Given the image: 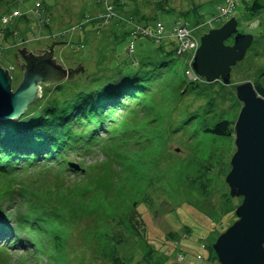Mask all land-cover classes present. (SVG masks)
<instances>
[{
  "label": "trees",
  "instance_id": "obj_1",
  "mask_svg": "<svg viewBox=\"0 0 264 264\" xmlns=\"http://www.w3.org/2000/svg\"><path fill=\"white\" fill-rule=\"evenodd\" d=\"M6 1L0 0V6ZM151 1L155 9L165 10L167 0ZM13 2L11 9L0 10V19L18 8ZM117 5L120 6V0ZM244 5L249 15H257L264 8V0H250ZM192 12L199 16L196 7ZM134 15L146 23L153 20V16L140 14L138 10L132 12ZM23 18L28 20L23 15L11 21ZM0 30L4 32L0 36L2 40L10 28L0 27ZM231 42L229 39L226 43ZM262 55L264 48L262 52L255 51L252 56L255 61L248 59L246 53L236 66L247 71V62L255 66ZM134 61L132 58L131 63L125 62L129 66L123 69H109L105 82L88 93L79 92L61 101L50 98L42 101V95L18 119L0 121V177H20L22 188L21 192L4 194L7 201L0 203V207H7L5 217L0 216V264H28L29 260L33 261L31 264H124L116 246L129 237L140 240L143 245L146 242L145 224L137 205L139 199L150 204L151 196L138 190V181L142 180L135 172L141 158L138 153L151 156L154 180L167 177L173 183L183 184L191 174L199 179L211 171L222 142L233 137L236 119L229 120L226 114L232 111V103L237 106L236 113L241 108L235 97V86L220 81L204 82L205 87L199 89V84L194 82L189 93L205 100L199 108L206 109L200 115L198 112L187 114L184 123L197 120L198 128H188L186 139H196L202 147H191L190 163L167 165L160 159L163 155L176 154L175 150L170 151V143L175 142L171 135L178 129L170 130L168 126L164 130L153 126L154 120L145 119L146 133L154 144L136 150L145 135L135 129V121L138 102L158 86L164 74H169L164 69L172 61ZM131 66L145 71L141 74L130 69ZM248 77L254 79V89L264 98V75L254 70ZM187 92L181 89L179 93L186 95ZM147 121L151 124L147 125ZM97 141H103L100 150ZM72 162L78 163L84 172L69 169ZM179 166L186 172L180 173ZM30 173L43 174L42 179L31 178ZM195 182L190 188L196 189ZM14 184L15 181V190L20 189ZM154 186L149 180L148 187ZM220 191L217 203L220 220L230 219L232 216L228 215L240 205L241 198L235 202L236 198L230 197L227 189ZM87 210L95 214L91 219L86 218ZM230 225L229 222L225 227ZM73 240H78V245H71ZM210 249L212 255L207 260L217 261L212 246ZM152 255L151 249H145L138 264H161Z\"/></svg>",
  "mask_w": 264,
  "mask_h": 264
},
{
  "label": "rangeland",
  "instance_id": "obj_2",
  "mask_svg": "<svg viewBox=\"0 0 264 264\" xmlns=\"http://www.w3.org/2000/svg\"><path fill=\"white\" fill-rule=\"evenodd\" d=\"M146 0H120V6L117 0H15V7L22 11L33 9L34 5L41 3L51 16L50 28H42L40 34L36 29V18L34 13H28V20L19 19L9 22V26L1 25L3 28H10L5 31V38L0 40V65L2 68L9 70L11 76V89L14 91L22 81L23 72L17 66L14 53L22 50L28 53H36L35 48L44 50L52 42L57 43L53 49V59L56 64L62 68H74L80 64L83 72L76 75L75 78H61L53 83L40 84L43 95L42 101L50 98L61 101L71 99L77 94L88 93L92 89L100 87L106 80L109 69L125 68L126 63L130 62V57L126 52V47L130 41H133L135 47V63L148 61H172V64L164 69L169 74H164L154 86L152 91L146 95L143 100L138 102V117L135 121V129L145 135V138L139 141L138 148H149L154 144L150 140V134L146 133L148 128L144 126V120H154L153 126H159L164 130L173 128L178 131L172 134L170 151L178 148L179 152L172 156L163 155L160 160L163 164L190 163L193 159L192 148H201L202 145L196 139L188 141L186 139V130L198 128L196 119L189 124H185L187 114L203 112L199 108L205 103V100L196 99L189 93V88L193 87L189 78L195 77L189 64L184 57L175 54L177 41L171 36L175 23L188 22L191 28L190 34L196 39L209 31L208 28L220 27L222 20H228L233 17L237 20V30L243 33L252 34L255 43H252L247 51L248 59L255 61L252 57L256 50L262 52L264 48V8L257 15H249L245 10V3L250 0H167L165 10L155 9L151 0L144 4ZM158 2L160 0H154ZM111 5L114 7L116 14L120 15L123 20L118 22L113 19L108 25L97 27L96 23H102L104 19L101 14H109ZM11 9L12 0H7L0 6ZM150 7V8H148ZM197 8L196 16L192 8ZM154 8V9H153ZM138 10L140 14L153 16L149 22L140 21L139 16H132V12ZM32 11V10H31ZM183 12V15H182ZM186 13V14H184ZM4 14V13H3ZM134 23L143 26L144 22L155 29L157 22L164 26L163 40L160 43L153 42L145 37L134 38L130 35L133 24L128 23L129 19ZM263 19V20H262ZM84 21L85 26L76 30H68L67 35L58 38H51L54 33L62 32L73 27V24ZM263 21V22H262ZM262 22V23H261ZM52 30V31H50ZM0 36L3 37L4 32ZM8 32H10L8 34ZM115 34V35H114ZM54 39H57L54 41ZM170 52V53H169ZM251 56V57H250ZM250 57V58H249ZM126 62V63H125ZM134 65V64H133ZM136 69L131 66L130 69ZM246 69V68H245ZM254 70L264 75V56L258 57V62L254 66L247 62V71L243 68L234 66L231 69L230 85L238 84L247 80H254L249 75H253ZM142 73L145 69H136ZM243 71V73H241ZM196 78V77H195ZM264 78V77H263ZM199 89L205 87L203 81H197ZM206 83V82H205ZM229 85V86H230ZM218 89V86H213ZM181 89H187V94H180ZM40 90V89H39ZM32 104V103H31ZM232 111L226 114L229 120L236 119V105L232 103ZM235 117V118H234ZM150 121L146 124L149 125ZM103 141H97L99 150ZM219 152H216L214 163L211 171L203 178L197 179L196 175H190L188 179L181 184L180 182H171L167 177L157 178L154 169L150 164L151 156L141 154V158L135 165V172L141 178L138 181V190L151 196L150 204L140 201L137 205L138 213L145 224V245L143 242L132 237L116 246L124 264H138L141 261L145 249L152 250V257L161 264H175L177 255L184 256L181 264H218L207 260L212 255L211 246L213 240L224 232L229 222L232 224L236 218L235 213L228 215L230 219L219 217L218 193L224 188L228 190L225 183V176L229 168V161L234 151V140L226 139L222 142ZM157 145V144H156ZM162 145V144H161ZM99 156V155H98ZM90 158H88V161ZM182 171V167H178ZM43 174L30 173L28 176L42 179ZM149 180L154 183V188L148 187ZM15 186L20 188L14 189ZM20 177L4 178L0 177V203L6 202L4 194L8 192H21L19 185ZM195 182L196 189L190 188L192 182ZM173 183V184H170ZM172 185V187L169 186ZM221 192V191H220ZM149 198V197H148ZM238 201V198L235 202ZM7 208V207H6ZM5 205L1 206V217H5ZM87 217L95 214L87 210ZM91 219V218H89ZM175 241H179V247ZM71 245H78V240L71 241ZM31 260L28 264H31ZM180 262V261H179ZM178 264V263H177Z\"/></svg>",
  "mask_w": 264,
  "mask_h": 264
},
{
  "label": "water",
  "instance_id": "obj_3",
  "mask_svg": "<svg viewBox=\"0 0 264 264\" xmlns=\"http://www.w3.org/2000/svg\"><path fill=\"white\" fill-rule=\"evenodd\" d=\"M229 39H232L231 45L225 43ZM252 41L251 34L237 33V21L230 18L220 28L200 37L193 60L194 72L207 83L220 79L229 84L231 68L244 59ZM56 43L52 42L46 52L35 48L37 53L44 52L43 56L30 52L25 56V47L19 52L24 60L20 69L25 67V70L14 91L11 77L0 67V121L22 116L40 96V84L72 79L83 72L79 66L64 69L56 64L53 59ZM235 95L243 106L234 123L235 151L225 183L230 197L242 198V201L234 211L238 220L218 235L212 248L219 264H264V98L257 94L251 81L237 84ZM68 166L73 171L83 172L76 163Z\"/></svg>",
  "mask_w": 264,
  "mask_h": 264
},
{
  "label": "built area",
  "instance_id": "obj_4",
  "mask_svg": "<svg viewBox=\"0 0 264 264\" xmlns=\"http://www.w3.org/2000/svg\"><path fill=\"white\" fill-rule=\"evenodd\" d=\"M18 12H13L12 15L9 17H4L2 19V22L5 23L11 16H18ZM175 36L177 37L178 41L180 42V47L178 50V53H183L189 50H193L197 47V41L196 39L190 34V31L182 25H177L174 29ZM142 34L147 35L149 37L154 38L155 40H160L161 33H162V27L158 26L156 30V34L152 35L150 31H141ZM129 52H132V46L129 47ZM179 260H181V256L178 257Z\"/></svg>",
  "mask_w": 264,
  "mask_h": 264
},
{
  "label": "flooded vegetation",
  "instance_id": "obj_5",
  "mask_svg": "<svg viewBox=\"0 0 264 264\" xmlns=\"http://www.w3.org/2000/svg\"><path fill=\"white\" fill-rule=\"evenodd\" d=\"M46 52V51H45ZM25 55V54H24ZM43 55H45V53L44 52H41L38 56H43ZM25 56H28V55H25ZM45 57V56H44ZM41 63H43V61L41 62ZM23 70H25V67H24V69ZM49 74V73H48ZM51 75H52V73H50Z\"/></svg>",
  "mask_w": 264,
  "mask_h": 264
},
{
  "label": "crops",
  "instance_id": "obj_6",
  "mask_svg": "<svg viewBox=\"0 0 264 264\" xmlns=\"http://www.w3.org/2000/svg\"><path fill=\"white\" fill-rule=\"evenodd\" d=\"M115 35V34H114Z\"/></svg>",
  "mask_w": 264,
  "mask_h": 264
}]
</instances>
